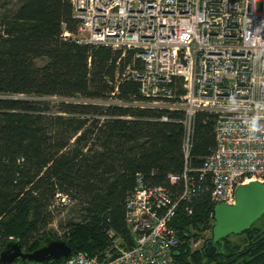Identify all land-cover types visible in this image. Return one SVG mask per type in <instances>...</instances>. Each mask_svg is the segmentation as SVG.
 <instances>
[{
    "label": "trees",
    "instance_id": "obj_1",
    "mask_svg": "<svg viewBox=\"0 0 264 264\" xmlns=\"http://www.w3.org/2000/svg\"><path fill=\"white\" fill-rule=\"evenodd\" d=\"M3 23L0 251L9 240L30 251L47 236L65 241L71 253L83 251L98 260L120 245L131 246L125 208L137 177L148 186L180 188L167 175L180 172L185 162L182 113L168 112L170 120L159 121L166 111L103 102L113 92L117 74L132 62L133 51L121 57L120 49L77 43L78 19L70 0H22ZM117 87L116 97L123 102L140 98L133 79H122ZM20 96L81 100L52 103ZM214 123L210 113L195 114L187 157L192 167H199L214 149ZM62 196L73 200L76 215L65 220L58 237L49 224L66 207ZM213 206L208 188L190 201H179L172 220L180 238L173 264L216 259L214 264H264V213L238 233L244 235L241 248L228 235L217 242L212 257L204 255L203 247L191 249L189 239L212 228ZM0 264H20L19 257Z\"/></svg>",
    "mask_w": 264,
    "mask_h": 264
},
{
    "label": "built area",
    "instance_id": "obj_2",
    "mask_svg": "<svg viewBox=\"0 0 264 264\" xmlns=\"http://www.w3.org/2000/svg\"><path fill=\"white\" fill-rule=\"evenodd\" d=\"M70 1L77 43L120 49L121 57L133 51L103 102L166 111L159 121L181 112L185 162L167 175L178 190L137 177L125 208L131 246L101 260L76 251L59 264H173L180 238L172 220L180 200L208 188L213 205L231 204L238 184L264 181V0ZM125 78L139 83L140 98L116 97ZM198 111L214 116L215 147L192 167L187 157Z\"/></svg>",
    "mask_w": 264,
    "mask_h": 264
},
{
    "label": "water",
    "instance_id": "obj_3",
    "mask_svg": "<svg viewBox=\"0 0 264 264\" xmlns=\"http://www.w3.org/2000/svg\"><path fill=\"white\" fill-rule=\"evenodd\" d=\"M264 213V181L251 179L235 189V201L213 206L211 237L202 248L204 255L212 257L217 252V242L231 233L247 229ZM71 253V247L63 240L47 236L30 251H23L17 240H9L0 251V263L19 257L20 264H41L50 259H61Z\"/></svg>",
    "mask_w": 264,
    "mask_h": 264
},
{
    "label": "rangeland",
    "instance_id": "obj_4",
    "mask_svg": "<svg viewBox=\"0 0 264 264\" xmlns=\"http://www.w3.org/2000/svg\"><path fill=\"white\" fill-rule=\"evenodd\" d=\"M22 0H0V32H2L3 29V20L4 18L11 12L13 11L21 2ZM41 63V61H39ZM20 97H24V98H28L30 100H48V101H52V103H55L57 101L60 100H69V101H77V100H81L78 98H61V97H32V96H20ZM62 200L65 202L66 207H64L62 209V212L60 214L57 215V217L55 218V220L49 224V229L51 230L52 234H54V236H58V237H62L64 231H65V226L63 225L65 220L69 217H73V215H76V211L73 208L74 206V202L73 200L68 199L66 196H62ZM214 222V220H213ZM211 237V229L207 228L205 230H203L200 234L199 237L194 238L191 237L188 241L190 247L192 250L194 249H200L204 246V242L205 240ZM229 238L237 243H239V247H243L244 242V235L240 234V235H230ZM120 242V238L119 237H115L114 238V243L115 244H119ZM215 262H217L216 260H212L210 262V264H214ZM203 264H209L204 262Z\"/></svg>",
    "mask_w": 264,
    "mask_h": 264
},
{
    "label": "clouds",
    "instance_id": "obj_5",
    "mask_svg": "<svg viewBox=\"0 0 264 264\" xmlns=\"http://www.w3.org/2000/svg\"><path fill=\"white\" fill-rule=\"evenodd\" d=\"M252 127H253V130H257V125L254 124Z\"/></svg>",
    "mask_w": 264,
    "mask_h": 264
},
{
    "label": "flooded vegetation",
    "instance_id": "obj_6",
    "mask_svg": "<svg viewBox=\"0 0 264 264\" xmlns=\"http://www.w3.org/2000/svg\"><path fill=\"white\" fill-rule=\"evenodd\" d=\"M230 235H238V233H231V234H229V236H230ZM229 239H230V238H229Z\"/></svg>",
    "mask_w": 264,
    "mask_h": 264
}]
</instances>
